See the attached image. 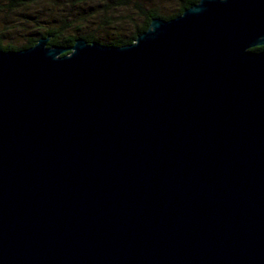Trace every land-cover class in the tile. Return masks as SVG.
<instances>
[{
    "label": "water",
    "instance_id": "water-1",
    "mask_svg": "<svg viewBox=\"0 0 264 264\" xmlns=\"http://www.w3.org/2000/svg\"><path fill=\"white\" fill-rule=\"evenodd\" d=\"M48 43L0 49V264H264V0Z\"/></svg>",
    "mask_w": 264,
    "mask_h": 264
},
{
    "label": "trees",
    "instance_id": "trees-1",
    "mask_svg": "<svg viewBox=\"0 0 264 264\" xmlns=\"http://www.w3.org/2000/svg\"><path fill=\"white\" fill-rule=\"evenodd\" d=\"M69 1L7 0L11 11L30 7L34 17L17 21L23 23L22 28L14 26L5 31L0 28V49L29 48L43 37H49V46L61 47H71L78 38L113 46L131 44L154 18H175L199 0H106L99 5L92 3L95 0H72L71 4ZM121 12L127 17H121ZM18 32H25L23 40L14 41L13 34ZM9 33L12 38L8 40ZM263 49L260 46L251 50Z\"/></svg>",
    "mask_w": 264,
    "mask_h": 264
},
{
    "label": "rangeland",
    "instance_id": "rangeland-1",
    "mask_svg": "<svg viewBox=\"0 0 264 264\" xmlns=\"http://www.w3.org/2000/svg\"><path fill=\"white\" fill-rule=\"evenodd\" d=\"M72 1V0H71ZM71 1H69V4H71ZM106 0H95L92 3L93 4H100L104 3ZM7 0H0V28L5 31V29H11L14 28V26H17L18 28H22L24 26L23 23H18L17 21L23 20L24 17L33 16V12H31V8H20L16 9L14 11H11L9 7L7 6ZM170 8V7H169ZM46 9V8H45ZM47 11V10H46ZM23 13V14H22ZM23 15V16H21ZM121 17H127L125 12H121L119 14ZM34 17V16H33ZM32 27V26H31ZM30 29V26L28 27ZM16 32V31H15ZM25 35V32H18L13 34L14 41H21L23 40V37ZM11 36V33L6 35V38L9 40Z\"/></svg>",
    "mask_w": 264,
    "mask_h": 264
}]
</instances>
